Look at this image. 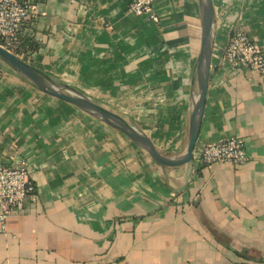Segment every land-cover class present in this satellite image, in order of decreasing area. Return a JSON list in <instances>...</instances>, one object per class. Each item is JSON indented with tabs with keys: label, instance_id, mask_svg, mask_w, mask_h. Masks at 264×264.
<instances>
[{
	"label": "crops",
	"instance_id": "obj_1",
	"mask_svg": "<svg viewBox=\"0 0 264 264\" xmlns=\"http://www.w3.org/2000/svg\"><path fill=\"white\" fill-rule=\"evenodd\" d=\"M1 1V0H0ZM216 38L195 153L246 141L240 166L157 164L126 134L39 90L0 59V163H25L38 202L0 224V264H264V75L224 57L242 27L264 49V0H213ZM38 0L25 60L135 121L164 154L187 147L199 0Z\"/></svg>",
	"mask_w": 264,
	"mask_h": 264
},
{
	"label": "built area",
	"instance_id": "obj_2",
	"mask_svg": "<svg viewBox=\"0 0 264 264\" xmlns=\"http://www.w3.org/2000/svg\"><path fill=\"white\" fill-rule=\"evenodd\" d=\"M38 0L0 1V46L25 59L33 52L31 27L37 16ZM129 11L146 16L159 23L160 17L154 0H131ZM224 57L233 65L253 69L264 75V49L258 45L245 28H236L227 44ZM249 160L246 141L230 137L203 146L194 155L197 166L230 163L240 166ZM38 202L37 185L25 163L9 165L0 163V224L6 230V220L22 214L29 204Z\"/></svg>",
	"mask_w": 264,
	"mask_h": 264
},
{
	"label": "water",
	"instance_id": "obj_3",
	"mask_svg": "<svg viewBox=\"0 0 264 264\" xmlns=\"http://www.w3.org/2000/svg\"><path fill=\"white\" fill-rule=\"evenodd\" d=\"M199 4L202 34L200 51L194 68V81L197 83L198 90L194 94L187 147L185 152L179 156L162 153L152 138L135 121L112 110L86 92L42 70L2 46H0V59L39 90L76 105L126 134L135 144L146 151L157 164L164 167L186 166L185 184L179 189L182 192L189 185L194 166L195 147L205 111L216 38L217 12L214 1L199 0Z\"/></svg>",
	"mask_w": 264,
	"mask_h": 264
}]
</instances>
